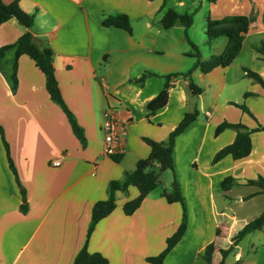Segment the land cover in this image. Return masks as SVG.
<instances>
[{"label":"crops","instance_id":"0c3cea01","mask_svg":"<svg viewBox=\"0 0 264 264\" xmlns=\"http://www.w3.org/2000/svg\"><path fill=\"white\" fill-rule=\"evenodd\" d=\"M13 1L2 0L4 4ZM18 2L24 12L34 15L30 33L53 53L60 95L84 140L74 134L66 114L46 91L44 75L26 55L18 58L13 85L14 50L5 51L0 57V130L19 184L10 170L0 133V264H72L84 244L89 253H100L108 264H149L146 259L165 249L182 220L180 204H169L163 196L171 190L170 170L168 182L166 171L160 175L162 192H150L130 216L122 207L137 196L136 189L115 192V209L94 225L87 238L92 208L107 199L109 182L122 180L124 172L133 171L138 160L148 157L150 147L144 139L166 141L185 114L194 111L197 117L176 136L173 146L186 231L164 264H198L200 260L219 264L220 250L229 248L233 237L264 213L257 212L264 205V194L247 183L264 178V130L255 131L264 126V88L244 72L248 69L264 82L263 54L256 50H264V0H229V10L218 12L219 0L211 3L205 22L208 17L228 15L249 16L253 22L229 66L207 73L196 68L189 78L181 76L196 61L189 55L193 50L188 29L178 23L164 29L161 19L169 9L188 13L192 2ZM119 15L127 17L130 32L103 25ZM26 31L15 19L1 24L0 49L13 45ZM222 38L208 45V56L200 54L202 61L223 53L228 40ZM144 74L143 82H136ZM166 76H171L169 81ZM189 80L200 94L192 93ZM166 81L168 103L147 115L146 104ZM107 109L114 110L126 129L117 161L102 153ZM224 123L242 124L251 131V152L246 158L234 160L226 155L213 162L236 137L234 128L216 135ZM56 161L59 166L53 165ZM227 177L233 183L224 191L221 183ZM21 187L27 202L25 213L20 209ZM246 238L249 246L244 252L240 243ZM211 244L214 251L208 263L203 252ZM230 254L233 264H264V224L246 235Z\"/></svg>","mask_w":264,"mask_h":264},{"label":"trees","instance_id":"16d2710c","mask_svg":"<svg viewBox=\"0 0 264 264\" xmlns=\"http://www.w3.org/2000/svg\"><path fill=\"white\" fill-rule=\"evenodd\" d=\"M214 3L216 0H207ZM10 19H15L26 31L13 45H8L0 49V57L5 51L14 50V58L12 62V82L15 86L16 77L15 72L17 68L18 58L22 55L28 56L34 61L36 67L45 77V87L51 100L59 105L66 114L68 121L74 134L80 141H83V133L80 127L76 124L72 114L67 109L64 101L60 95L57 80L54 74V68L52 66V51L49 47H41L34 36L30 33V29L34 25V15L24 12L19 5L18 0H15L9 4H4L0 0V25L7 22ZM264 21V14H263ZM193 22L192 13L180 14L172 9L166 11L165 15L161 19V25L164 29H169L175 24H181L185 29H188ZM252 18L242 15H228L219 19L207 18L206 21V43L211 45L212 42L220 37H224L228 40L227 46L223 53L220 55H213L207 61H202L200 53L196 46L188 39L193 52L189 55L196 59L193 68L186 74L181 75L184 78H189L191 72L199 68L202 72L207 73L217 67L229 66L236 56L239 54L244 36L247 34ZM104 26H114L120 28L126 32H130L129 21L126 16L119 15L110 18L103 22ZM263 54L262 61L264 62V50L256 49ZM246 76L257 82L264 88V82L260 76L248 69H244ZM147 74L142 75L136 82L142 83ZM177 76V75H173ZM167 81L171 76L165 77ZM166 81L162 91L151 101L146 104L147 115H152L158 110L166 106L169 100V83ZM189 89L193 94H200L201 90L197 88L191 80H189ZM247 96V93L245 94ZM241 109L246 110L242 105ZM197 117V111L192 113H186L182 121L177 127L169 134L168 138L164 142H155L150 139H144L146 144L150 147V153L147 158L137 161L135 169L131 172H124L122 180H114L109 182L107 187V199L104 201L96 202L92 208L91 224L87 230V238L90 236L94 229V225L100 220L106 218L112 213L116 207L115 192L120 191L126 193L129 187H133L137 191V196L124 203L122 210L126 216L132 215L141 205L144 198L154 191L159 184L160 175L162 172L170 170L173 173L170 192H164L163 196L167 203H179L183 210L184 199L180 190L179 183L174 172L173 161V146L176 136L181 133L190 122ZM225 128H234L236 130V137L232 144L221 149L213 158V162H217L226 155H230L234 160H240L246 158L251 152V140L250 132L242 124H227L220 125L216 130V135L219 134ZM264 130V126L257 128L255 131ZM1 138L5 147L6 157L10 170L12 171L16 182L19 184L16 171L12 165L11 159L8 155V147L3 139V133L1 132ZM117 161L118 156H112ZM233 179L231 177L225 178L221 187L224 191L231 188ZM248 185L256 186L259 188L260 193L264 194V178L259 177L257 180L247 182ZM22 204L21 212L25 213L27 210V202L25 198V191L21 187ZM264 224V213L247 223L232 239V244L226 250H220L221 261L219 264H223L225 258L230 254L234 247L249 233L254 232L262 228ZM186 231V215L183 213L182 220L177 230L167 239L165 249L154 257H149L146 261L149 264H164V260L169 252L176 246ZM214 246L208 245L204 252L203 258L206 262L210 263ZM72 264H108L107 259L100 253H89L86 248V244L78 251ZM237 264V263H235Z\"/></svg>","mask_w":264,"mask_h":264},{"label":"rangeland","instance_id":"374dc122","mask_svg":"<svg viewBox=\"0 0 264 264\" xmlns=\"http://www.w3.org/2000/svg\"><path fill=\"white\" fill-rule=\"evenodd\" d=\"M189 1V3H194L193 6L189 7V9H187L186 12L188 13H192L193 14V22L192 25L188 28V35L191 39V42L197 47L198 51L200 52V54L202 56H208L207 54H209V47L206 44L205 45V41H206V35H205V31H206V22L204 21V16H207L209 14V7L212 5V2H209L207 0H186ZM229 0H219L218 6L217 8H215L218 11H224V10H229ZM180 12H183L184 9H179ZM221 38V37H220ZM225 39V38H222ZM164 177L167 178V182L168 180H170L171 176H170V172L166 171L164 172ZM166 182V181H165ZM155 192H162V183H159L158 186L155 189ZM181 207V211L182 214L186 213L182 206ZM256 212V211H255ZM257 212H264V205L259 207V209H257ZM256 212V213H257ZM256 213H251L252 216H255ZM229 214H232L231 212ZM249 246L248 244V240L247 238L244 239L241 243H240V247L242 249H244V252L246 251L247 247ZM198 264H207L204 263L203 261H199ZM225 264H233V254H230L227 259Z\"/></svg>","mask_w":264,"mask_h":264},{"label":"built area","instance_id":"2783aa9c","mask_svg":"<svg viewBox=\"0 0 264 264\" xmlns=\"http://www.w3.org/2000/svg\"><path fill=\"white\" fill-rule=\"evenodd\" d=\"M103 145L102 153L105 157H112L123 152L124 142L123 136L126 129L121 125L116 117L113 109H107L104 113ZM54 166H59L60 161L53 163Z\"/></svg>","mask_w":264,"mask_h":264}]
</instances>
